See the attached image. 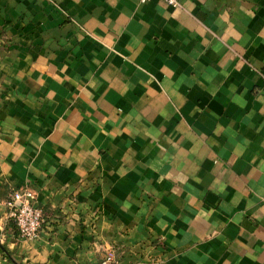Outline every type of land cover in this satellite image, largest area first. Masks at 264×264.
Segmentation results:
<instances>
[{"label": "crops", "instance_id": "crops-1", "mask_svg": "<svg viewBox=\"0 0 264 264\" xmlns=\"http://www.w3.org/2000/svg\"><path fill=\"white\" fill-rule=\"evenodd\" d=\"M177 2L0 0V264H264V0Z\"/></svg>", "mask_w": 264, "mask_h": 264}, {"label": "built area", "instance_id": "built-area-1", "mask_svg": "<svg viewBox=\"0 0 264 264\" xmlns=\"http://www.w3.org/2000/svg\"><path fill=\"white\" fill-rule=\"evenodd\" d=\"M145 1V0H140ZM168 4L176 5L177 0H166ZM6 214L12 220L19 237L35 238L39 234L43 221L42 210L34 203V190L28 186L13 189L4 200ZM90 264H123L112 250H106L101 258Z\"/></svg>", "mask_w": 264, "mask_h": 264}]
</instances>
